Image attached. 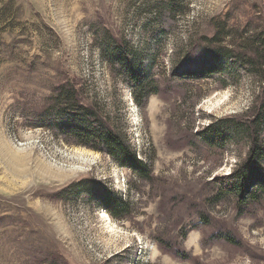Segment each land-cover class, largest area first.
Wrapping results in <instances>:
<instances>
[{
  "label": "rangeland",
  "instance_id": "obj_1",
  "mask_svg": "<svg viewBox=\"0 0 264 264\" xmlns=\"http://www.w3.org/2000/svg\"><path fill=\"white\" fill-rule=\"evenodd\" d=\"M258 37L264 0H0V264H264V195L243 209L211 199L249 140L197 135L253 112L264 60L251 73L210 52L251 54ZM61 86L126 138L147 180L56 132L61 119L43 111ZM105 189L127 215L98 205Z\"/></svg>",
  "mask_w": 264,
  "mask_h": 264
},
{
  "label": "trees",
  "instance_id": "obj_2",
  "mask_svg": "<svg viewBox=\"0 0 264 264\" xmlns=\"http://www.w3.org/2000/svg\"><path fill=\"white\" fill-rule=\"evenodd\" d=\"M251 52V54L236 53L234 50L219 45L210 54L216 60L227 56L251 73H256L253 69L256 68L254 66L255 59L264 60V37H258L257 44L251 48ZM120 61L122 62L123 59ZM123 64L126 68L129 67L124 61ZM214 69V65H211L201 68L202 71L195 74L205 76L207 72ZM261 82L263 84L262 96L256 102L253 112L248 114L247 120H236L233 116L220 118L197 132L199 139L210 147L224 146L228 141H235L239 138L249 140L250 147L245 160L239 163L230 174L217 179L219 189L211 198L213 201H219L224 196L235 195L237 196V205L242 209L253 203H259L264 195V140L262 137L264 131V78ZM131 84L135 88V94L138 90L145 88V85L138 78H133ZM156 93H158L157 86L151 87L147 95ZM56 94L54 102L57 101L56 106L58 107L52 108L50 106L43 111V115L61 119L59 124L55 125L57 133L63 134L67 139L77 144L111 155L119 165L130 168L142 179H148L149 171L141 159L137 157L135 149L131 147L125 137L114 131L97 113L87 108L82 109L78 105L76 93L72 86L67 88L61 86ZM62 115H66L67 119L61 118ZM64 122H66L65 125ZM98 205L117 218L127 215L129 211L128 204L122 198L116 197L109 189L101 192ZM200 217L203 224L209 222L207 216L201 215ZM219 233L220 231L212 233V237L222 238L229 244H239L233 235ZM182 235L184 236L186 233ZM167 251L174 257L185 259L182 252Z\"/></svg>",
  "mask_w": 264,
  "mask_h": 264
},
{
  "label": "bare ground",
  "instance_id": "obj_3",
  "mask_svg": "<svg viewBox=\"0 0 264 264\" xmlns=\"http://www.w3.org/2000/svg\"><path fill=\"white\" fill-rule=\"evenodd\" d=\"M80 152H81V155H83L84 151L80 150ZM86 157H88V155H86ZM102 217L104 218V220H106V226L109 229V231H116L117 230V226L111 222L110 217L106 213H103Z\"/></svg>",
  "mask_w": 264,
  "mask_h": 264
}]
</instances>
